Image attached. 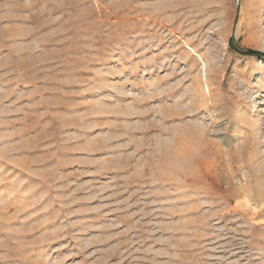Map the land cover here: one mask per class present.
<instances>
[{
	"label": "rangeland",
	"instance_id": "374dc122",
	"mask_svg": "<svg viewBox=\"0 0 264 264\" xmlns=\"http://www.w3.org/2000/svg\"><path fill=\"white\" fill-rule=\"evenodd\" d=\"M235 48L264 54V0H0V264H264Z\"/></svg>",
	"mask_w": 264,
	"mask_h": 264
},
{
	"label": "trees",
	"instance_id": "16d2710c",
	"mask_svg": "<svg viewBox=\"0 0 264 264\" xmlns=\"http://www.w3.org/2000/svg\"><path fill=\"white\" fill-rule=\"evenodd\" d=\"M229 46H231V41L229 43ZM234 51H236L241 57L264 58V54L263 53H260V52H257V51H253V50H239V49L235 48Z\"/></svg>",
	"mask_w": 264,
	"mask_h": 264
}]
</instances>
